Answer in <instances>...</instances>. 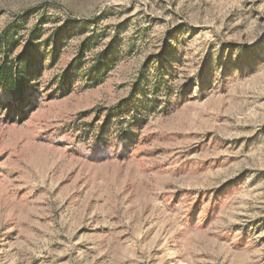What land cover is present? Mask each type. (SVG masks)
I'll list each match as a JSON object with an SVG mask.
<instances>
[{
	"label": "rangeland",
	"instance_id": "1",
	"mask_svg": "<svg viewBox=\"0 0 264 264\" xmlns=\"http://www.w3.org/2000/svg\"><path fill=\"white\" fill-rule=\"evenodd\" d=\"M0 264H264V0H0Z\"/></svg>",
	"mask_w": 264,
	"mask_h": 264
},
{
	"label": "trees",
	"instance_id": "2",
	"mask_svg": "<svg viewBox=\"0 0 264 264\" xmlns=\"http://www.w3.org/2000/svg\"><path fill=\"white\" fill-rule=\"evenodd\" d=\"M20 76L18 71L13 70L12 63L3 59L0 63V84L3 87H14L15 89L19 86Z\"/></svg>",
	"mask_w": 264,
	"mask_h": 264
}]
</instances>
